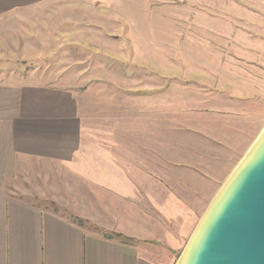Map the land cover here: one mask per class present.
Listing matches in <instances>:
<instances>
[{
  "label": "crops",
  "instance_id": "crops-1",
  "mask_svg": "<svg viewBox=\"0 0 264 264\" xmlns=\"http://www.w3.org/2000/svg\"><path fill=\"white\" fill-rule=\"evenodd\" d=\"M185 2L181 8L163 11L161 19L178 26L196 24L209 31L203 38L207 50L203 65H182V59L177 60L173 53L171 57L163 56L164 64L152 67L153 74L165 80L163 86L181 76L189 80L187 84L193 87L189 89L192 95L187 96L192 101L189 105L197 108L196 103H201L198 106L201 111H192L193 116L207 109L220 118L236 120L237 133L248 131V138L252 126L248 130L244 124L253 123L257 130V122L264 118V0H209L196 6L202 10L196 15L190 11L193 5L190 0ZM19 5L17 0H0V17L17 13ZM117 25L120 24L104 19L89 20L84 25L79 22V27L90 28ZM105 33L98 37L91 35L89 40L80 38L79 42L89 43L92 52L101 53L98 57L124 58L125 36L117 37L107 29ZM173 40L163 37L155 43V48L176 51L177 47L170 43ZM96 42L99 47L95 46ZM103 42L105 49L100 45ZM145 46L142 42L130 46L129 53L141 59L139 52ZM16 73L0 72V264H175L179 255L175 258L171 251L179 250V230L161 232V219L155 214L163 211L157 197L140 191L145 182H137L126 173L150 169L144 166L145 131L136 133L134 129V124L145 118H115L112 110L109 114H99L97 106L86 97L91 87L83 91L77 85L43 80L37 72L25 77ZM6 74L13 77L4 80L2 76ZM198 90L203 94L195 92ZM174 104L169 103L171 107ZM175 112L171 111L170 115ZM158 121L161 123V118ZM263 125L264 122L251 142ZM209 135L210 139L219 140L214 134ZM153 137V149L157 144L159 152L162 133L154 131ZM136 138L137 145L143 149L131 158L125 148ZM52 168L69 172L70 179L78 175L83 179V184L77 183L79 186L95 189L97 203L109 202L112 208L107 210L115 212L112 218L125 220L124 225L114 228L120 235L105 236L79 224L77 219L102 224L101 214L79 210L78 204L86 203V199L76 196L68 199L67 202L75 205L73 212L53 211L40 205L33 194L29 197L17 191L21 180L27 187L55 186L48 182L49 175L37 173L50 172ZM39 179L43 180L42 184ZM57 184L70 187L72 183ZM108 195L125 204L122 212L115 211V202ZM146 199L153 209L151 215L147 213ZM180 201L183 200L176 196L171 201L177 208L175 212L181 211L172 218L183 222L180 216L184 215V207L179 205Z\"/></svg>",
  "mask_w": 264,
  "mask_h": 264
},
{
  "label": "rangeland",
  "instance_id": "rangeland-1",
  "mask_svg": "<svg viewBox=\"0 0 264 264\" xmlns=\"http://www.w3.org/2000/svg\"><path fill=\"white\" fill-rule=\"evenodd\" d=\"M206 2L209 0H190L193 4L190 11L195 15L200 14L201 7L196 6ZM17 3L21 4L16 8L17 13L0 17V72L14 71L18 77L37 72L43 80L72 87L77 85L83 91L91 87L86 97L92 101L93 106H97L99 114H109L112 110L115 118H145L136 122L134 129L136 133L145 131L147 146L143 150L146 157L144 166L150 169L126 173L137 182H145L140 191L144 190L147 196L157 197V204L163 211L155 214L161 219V232L179 230V250L171 251L177 258L192 227L242 156L264 118L257 122V130L253 123L244 124L246 128L252 126V132L247 138L248 131L237 133L234 124L236 120L232 122L230 118H220L207 109H203L200 115L193 116L192 111H201V107H198L201 103H196L197 108L189 105L192 101L187 100V96L189 89L193 88L187 84L189 80L181 76L171 82L167 81L163 86L165 80L159 77L157 79L153 74L152 67L164 64L163 56L171 57L173 53L177 60L182 59V65H203V56L207 52L203 38L210 34L209 31L200 25L178 26L168 23V19H161L163 11L181 8L186 3L185 0H17ZM214 10L219 11L218 8ZM96 13L106 17H96ZM96 19L113 20L120 25L108 28L79 27V22L84 25L89 20ZM106 29L117 37L125 36L124 58L98 57L101 53L92 52L89 43L79 42L80 38L89 40L91 35L98 37L106 34ZM168 36L174 38L170 43L177 50L169 49L172 52L169 53L167 48L160 49L161 45H158L157 50L155 43ZM141 42L146 46L139 52L141 59H138L137 55L129 53V49ZM95 44L98 46L97 42ZM100 45L105 49V42ZM117 54L121 55L122 52ZM10 77L13 76H2L4 80H9ZM139 87L145 89L139 91ZM195 92L203 94L201 90ZM170 102L175 103V106L171 107ZM174 110L176 112L170 115ZM152 118L157 120L154 122ZM158 118H161V123ZM125 127L127 130V124ZM154 131L162 133L159 152L157 144L156 149H153ZM209 134H214L220 141L210 139ZM137 141V138L132 140L125 148L131 158L143 149L137 145ZM37 173H46L45 175L50 176L48 182L56 185L33 188L24 186L25 181L21 180V187L17 190L20 194H27L29 197L33 194L40 205L53 211L66 212L75 211V205L67 202L68 199L74 196L86 199V203L78 204L79 210L101 214L99 223L102 224L81 219V225L105 236L120 235L114 228L124 225L122 221L125 220L112 218V213L115 212L107 210L112 208L109 202L97 203L95 189L79 186L83 184V179L78 175L75 179H70L69 172H61L55 168L50 172ZM42 182L39 179V183ZM62 182L72 184L70 187L57 184ZM174 196L183 200L179 204L184 207V215L180 216H183V222L172 218L174 214L179 215L181 212H175L177 208L171 202ZM52 197L58 199V202L53 201ZM108 198L116 200L113 196L108 195ZM114 202L115 211L122 212L125 204ZM146 203L147 213L153 214L148 199ZM155 222L157 224L158 219ZM155 228L159 227L156 225ZM125 240L129 238L125 237Z\"/></svg>",
  "mask_w": 264,
  "mask_h": 264
},
{
  "label": "water",
  "instance_id": "water-1",
  "mask_svg": "<svg viewBox=\"0 0 264 264\" xmlns=\"http://www.w3.org/2000/svg\"><path fill=\"white\" fill-rule=\"evenodd\" d=\"M175 264H264V125L206 206Z\"/></svg>",
  "mask_w": 264,
  "mask_h": 264
},
{
  "label": "trees",
  "instance_id": "trees-1",
  "mask_svg": "<svg viewBox=\"0 0 264 264\" xmlns=\"http://www.w3.org/2000/svg\"><path fill=\"white\" fill-rule=\"evenodd\" d=\"M77 221L79 222V224H81L82 220L81 219H77Z\"/></svg>",
  "mask_w": 264,
  "mask_h": 264
}]
</instances>
